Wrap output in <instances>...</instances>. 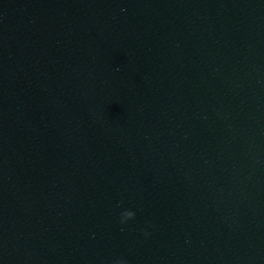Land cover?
<instances>
[{"label": "water", "instance_id": "water-1", "mask_svg": "<svg viewBox=\"0 0 264 264\" xmlns=\"http://www.w3.org/2000/svg\"><path fill=\"white\" fill-rule=\"evenodd\" d=\"M6 56L19 264H264V0H6Z\"/></svg>", "mask_w": 264, "mask_h": 264}, {"label": "clouds", "instance_id": "clouds-1", "mask_svg": "<svg viewBox=\"0 0 264 264\" xmlns=\"http://www.w3.org/2000/svg\"><path fill=\"white\" fill-rule=\"evenodd\" d=\"M121 223H122V222H121ZM145 234L147 235V233H145ZM116 264H126V262L123 261V260H120V261H117Z\"/></svg>", "mask_w": 264, "mask_h": 264}]
</instances>
